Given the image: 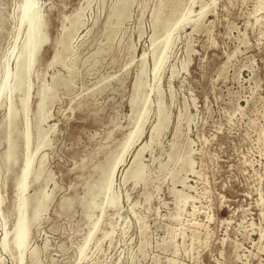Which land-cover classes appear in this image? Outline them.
Here are the masks:
<instances>
[{"label":"rangeland","instance_id":"374dc122","mask_svg":"<svg viewBox=\"0 0 264 264\" xmlns=\"http://www.w3.org/2000/svg\"><path fill=\"white\" fill-rule=\"evenodd\" d=\"M23 1L0 0V84L6 70L15 71L26 40L23 27L11 53ZM166 1L128 0L117 21L113 11L123 0H39L48 39L25 77L27 111L21 105L27 86L12 97L19 117L11 127L16 163L8 169L3 120L9 101L0 106L1 264H17L16 250L3 249L2 239L17 219L26 118L31 151L40 133L44 142L34 163L43 164L42 176L30 180L27 194L30 203L37 192L49 196L44 212L29 211L36 217L22 264H264V5L179 0L172 16L164 6L170 20L158 24L155 15ZM190 8L195 14L182 20ZM168 33V56L155 77ZM62 34L69 51L59 44ZM43 88L48 96L40 113ZM144 100L150 113L142 134L111 177L117 206L102 215L103 173L120 156ZM157 100L167 118L151 142L162 118ZM142 146L145 182H123ZM177 191L188 195L184 201ZM98 217L81 258L78 250Z\"/></svg>","mask_w":264,"mask_h":264},{"label":"bare ground","instance_id":"6f19581e","mask_svg":"<svg viewBox=\"0 0 264 264\" xmlns=\"http://www.w3.org/2000/svg\"><path fill=\"white\" fill-rule=\"evenodd\" d=\"M127 1L128 0H123L122 4L116 5L115 8H114V11L112 10L113 11V16H115L117 21L121 18L122 14L124 12V9L126 7ZM260 2H261L262 5H264V0H261ZM167 4L171 8V11H172L171 12V16H172L173 15L172 14L173 11L179 6L180 1L179 0H168V1H166V3L164 2L161 5V7L159 6L160 10L155 15V20H156V22L158 24L161 23L162 25H165L170 20V17H165L162 14L163 13L162 10H164L163 8H166L164 6H166ZM189 4H191V3H189ZM39 6H40L39 5V0H24L22 2V4L20 5V7L18 6L19 7V12H20L18 23H17L18 24V29H17V33L18 34H17V36L15 38V44L13 45V50H12L11 53H13L15 51V49H16V46H17L16 45V40H17L18 36H20L19 33H20V31H21V29L23 27H25V29H26V35H25L26 36V40H25V43L23 45V48L21 47L22 51H20L19 55H17L18 57L16 58L17 59L16 69H14L15 71L11 72L12 70L7 68L8 70H6L5 73L3 74V78H2V81H1V84H0V106L2 104L3 98H5V99H7L9 101L8 102L7 111H6V115H5V117L3 116L4 117L3 122L6 124L7 129H8V131H7L8 149H7L6 155L4 157V162H5L6 169L9 168V165L11 164L12 161L15 160V157H16L15 146H14V143H13V140H12V137H11V134H12L11 127H12V124L14 123L15 119H17V117H19L18 116L19 115L18 114L19 110H18L17 107H15V105H13L14 102L12 103V97H13V94L15 92H17V91L20 92L22 90L23 85L27 86V89H26V92H25L26 94H25V96L23 98H21V105H22L23 109L26 112L27 111L26 109H27V106H28V96H29L28 94H29V90H30V83L29 82H25V77L28 74H30V72H31L36 60H37V57H38V54L40 52V49H41L42 45H44V43L48 39V37L45 34V32H43L44 18H43V14L41 13V9H40ZM189 6L187 8H189ZM200 7H201L200 10H203L204 5H202ZM194 11L195 10L193 8H190L189 10L187 9V12L182 16L181 19L185 20L186 16L190 15ZM18 13H16V14L18 15ZM193 14H195V13H193ZM202 15H204V14H202ZM191 17H192V14H191ZM200 18L201 17H199V19ZM186 20H188V19H186ZM186 23H188V21ZM171 36L172 35L168 33L167 37L164 38L163 51L160 54V56H158V58H156V60L154 62L153 73H154L155 77L158 75L161 67L163 66L162 65L163 62L166 60V58L168 56L167 54H168V51H169L168 49L170 48V40L173 38V37L171 38ZM33 38L37 39L36 43H34V44L32 43ZM59 42H60L59 44L62 45V47H63V49L65 51H69V46L66 43V40H65V37L63 36V34H62V37L60 38ZM57 57H58V53H55L54 57L52 59V62H55L57 60ZM143 63H144V61L142 62V64ZM141 71L143 72V68H142ZM28 80H29V78H28ZM141 80H142V75L139 76V80H138L137 86H136V91H138V88L142 86L141 85L142 84ZM158 89L159 88H157V90ZM47 91H48L47 88H43L42 89L41 97H40L39 101L37 102V107H38L37 109L40 110V113H41V110H42L43 105L45 103V100H46V98L48 96ZM54 91H55V89H54ZM49 96H50V94H49ZM157 101H158V103H157V106H158L157 110L158 111L157 112L162 116V118L160 117L161 118L160 119L159 117H157V119H159V121H157L158 124L154 127L155 130H153V133H151V139H150L151 142L154 140L156 131H157V134H158L157 128L158 129H159V127L162 128V126H163V128L165 127L164 124H165V122H166L165 120L167 118V116L165 114H163V110H162V105H163L164 102H162L161 100H157ZM149 102H151V101H149ZM151 104H152V102H151ZM132 106H134V105H132ZM149 111L150 110H149V106H148V100H146L145 101L144 110L139 115V118L136 119L137 121H136L135 129L132 130L129 133L128 137L126 138V140L122 144L123 148H122V152H121L120 156L115 158V159H111L109 170L107 172L105 171V173H103L104 178H105V185L103 183V180H104V178H103L101 180L102 181L101 189H105V191H106V200L104 201V203H102L99 206V210L101 211L102 215L105 213L104 211H105V209L107 207H113V206L115 207V205H116V202L118 200V196L111 192L112 191L111 190V186H112V178L111 177H112V174H113L114 169L116 168V166L119 165L120 162L122 163L124 153L141 136V134H142V126H143L144 122H146V119H147V117H148V115L150 113ZM37 113H39V111ZM37 119H39V118H37ZM37 122H39V121H37ZM29 127H30V124L28 122V119L26 118L25 128H24V131H23L24 151H25L24 153H25V155H24V159H23V162H22L23 164H22L21 175L19 176V178L17 179L16 184H15V186H16V201H15L16 209L15 210H16V214H17V219H16V222L13 225V228L11 229V231H8V230L5 229V235H4L3 239H2V247H3V249L6 250L9 247L11 249V247H12L13 249L16 250L17 255L15 256V259L17 260V264H22V262L24 260V253H25V251H26V249H27V247L29 245V241H30L31 226H32V224H34L33 220L41 212H44V211H41V210L43 209L45 203L47 202L46 200H47V198L49 196V195H46L45 197H43L44 194L42 196L41 193L37 192L35 194V196L33 197V202L30 203V195L27 194V191H28V188H29V185H30V180L38 181L40 179V177L42 176V167H44V166H41V165H43V164H41V162H39L37 165L34 164L35 163V159H37L36 158V154L39 151L40 147H42L41 145L44 143V142H40L41 138L43 136V133H40L38 135L39 142L36 144L35 149L31 151V149H30L31 139H30V136H29ZM14 129H16V128H14ZM153 143H155V142H153ZM153 143H151V144H153ZM150 146H152V145H150ZM173 146L175 147V144ZM144 148H145V146H142L140 149L138 148V150H137V152H136V154L134 156V160L132 162L133 163L132 166H129L128 170H126L127 172H126L125 177H123L124 178L123 182H126L129 179L133 180L135 183L138 182V181L140 182L142 180H143V182H145L144 179H145V171H146L145 168L146 167L144 166V164L140 163V161H139V158H140ZM182 158L180 159V162H181ZM182 162H183V160H182ZM186 162H187V164H189V166L191 165V161L190 160H188V161L186 160L185 163ZM14 163H16V162L14 161ZM161 166L163 167V165H161ZM162 167H161V169H162ZM163 170H164V168H163ZM103 172H104V169H103ZM94 186H97V185H94ZM96 188H98V187H96ZM176 194L178 195L179 200H181V201L182 200L184 201V199L188 196V195L186 196L184 193H181L179 191H177ZM94 197L95 196L92 197V201H93ZM189 197H190V195H189ZM92 201H91V203H92ZM31 209L34 210L35 215L37 214L36 216L34 215L35 217L34 216L33 217L29 216V211ZM181 210H183V209H181ZM39 211H41V212H39ZM196 212H197V210L194 207L191 210L190 215L194 216V214ZM100 220H101V218L98 217L97 220L94 221L93 227L90 230V232H89V234H88V236L86 238L85 243L82 246H80V248L78 250V254H79V256L81 258L85 257L84 255H85V251L87 250L86 249L87 248V242L92 237L94 231L97 230L99 222L102 221V220L101 221ZM191 223L193 225H195V226L199 225L198 222H196L195 219H192ZM111 233L112 232H110V234ZM110 234H109V236H110ZM9 235H10V237H9ZM13 249H11V250H13ZM36 251L37 250H35V249L31 250V252H30V257L31 258L35 257ZM0 264H1V262H0Z\"/></svg>","mask_w":264,"mask_h":264}]
</instances>
